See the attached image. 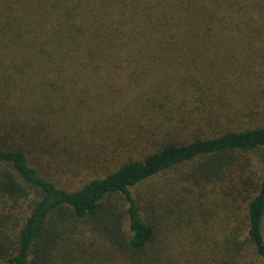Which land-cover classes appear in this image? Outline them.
<instances>
[{"label": "trees", "instance_id": "16d2710c", "mask_svg": "<svg viewBox=\"0 0 264 264\" xmlns=\"http://www.w3.org/2000/svg\"><path fill=\"white\" fill-rule=\"evenodd\" d=\"M261 85L264 0H0V264H264Z\"/></svg>", "mask_w": 264, "mask_h": 264}, {"label": "rangeland", "instance_id": "374dc122", "mask_svg": "<svg viewBox=\"0 0 264 264\" xmlns=\"http://www.w3.org/2000/svg\"><path fill=\"white\" fill-rule=\"evenodd\" d=\"M252 94V98H251V103L253 102H263L264 101V85H261L259 86L258 88H252L251 92ZM114 134V133H113ZM158 179H162V178H155L152 182L153 183H157V180ZM213 206V205H212ZM206 214H209V213H206ZM211 221V220H210ZM221 234V233H220ZM182 237V236H181ZM177 237L173 242H172V245L175 247V246H178L180 247V243H182V239L183 237ZM223 238H224V233L221 234V238L218 239V238H214L212 240H209V242H207V245L205 246V251H203L204 253H208V254H217L220 252V245L218 243H215L214 241H219L221 244L223 243ZM253 264H260V262L256 259L254 261Z\"/></svg>", "mask_w": 264, "mask_h": 264}]
</instances>
